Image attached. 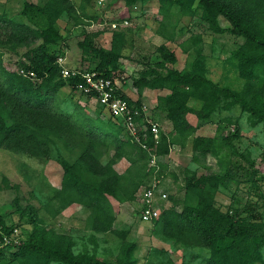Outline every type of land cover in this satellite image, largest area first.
<instances>
[{"label":"trees","instance_id":"trees-1","mask_svg":"<svg viewBox=\"0 0 264 264\" xmlns=\"http://www.w3.org/2000/svg\"><path fill=\"white\" fill-rule=\"evenodd\" d=\"M138 1L145 0H124V3L129 6ZM157 1L163 12V19L159 21L156 33L164 39L171 40L175 33L176 20H170L174 5L182 13L190 15L200 9L201 17L213 35L228 32L241 38L238 47L228 57L237 77V86L221 84L208 75L205 56L201 52L200 33H192L187 39L193 48L194 57L185 68L167 66V62L175 61L174 51L164 41L158 44L161 59L154 66L147 65L141 71V76L134 80L138 89L141 86H165L169 90L157 97V106L165 111L172 127L168 132L158 128L157 139L151 130L152 119L144 117L141 97L132 98L119 87L117 92H121L127 104L138 108L139 114L134 116L138 140L127 131L124 119L120 116L108 112L116 124L109 119L95 121L90 117L84 121V118L76 115L73 121L78 120L80 123V126H76L73 121H69V115L59 109L56 101L58 90L66 84L77 89L76 83L81 80L79 75L63 77L57 60L63 55L59 46L63 36L56 24L57 18L66 13L74 18V24L85 23L77 15L72 0H44L42 4L24 0L20 12L31 26L5 12L0 14V30L4 28V32L1 30L0 33V47L4 45L15 50L18 46H27L22 53L25 61H16V65L23 68L24 72L16 66L9 67L3 61L0 51V146L20 149L19 143L25 139L33 147L44 143L43 149L47 152L46 136L54 135L62 139L65 146H70L69 139L72 138L67 134L79 128L87 140L81 144V151L73 161L69 162L63 157L59 159L62 175L59 189L53 197L59 202L51 213L55 214L71 202L82 203L89 208V228L96 232L114 230L122 239L114 259H103L87 251L74 253L71 249V237L45 227L36 208L28 205L21 213L28 214L32 223L31 231L26 238L17 242L9 239L3 246L0 245V260L5 258L4 252H8L18 264H50L52 261L61 264H134V242L125 240L127 228L115 230L112 227L115 220L112 200L120 201L123 196L125 173H118L112 167L113 159L101 163L99 147L112 143L115 158L125 156L132 164L143 166V171L146 170L144 174L154 173L158 176L165 164L157 161V170L155 164L146 167L151 155L167 154L170 145L178 142L182 146L190 138V158L196 161L200 155L213 153L219 168L207 167V170L198 175L192 171L183 186L181 197H176L173 193H165V198L157 196L155 199L161 209L151 221L165 237L182 241L187 246L203 248L204 264L264 263V189L258 192L260 201H247L249 208L244 212L222 210L214 201V192L220 185H228L231 180H237L240 163L235 162L232 156H243L250 166L253 159L247 151H237L231 140L237 133L227 127L229 115L220 119L223 124L220 122L217 125V132L213 136L194 134L196 125L190 121L193 116L202 122L215 110H230L238 105L246 112L250 124L261 122L264 125V29L258 27L256 18L260 12L250 10L245 2L241 3L239 0ZM254 1L259 4L258 7L264 6V0ZM219 15L227 20L228 25L219 23ZM119 16L120 14L117 17ZM94 17L91 15V18ZM99 32L101 31H93L91 35L84 32L82 39L77 41L80 59L89 60L93 66L79 64L73 68L95 70L115 80L113 72L120 66L118 59L124 56L127 43L131 42L124 29H112L109 47L97 45L93 43L92 37ZM147 59V56L142 55L139 62L147 64ZM191 100L199 103L193 105ZM99 106L103 108L101 104ZM250 172L247 170L244 176ZM135 173L132 170L126 179L137 176L141 180L142 175ZM260 179L263 180L264 176L261 175ZM251 181L254 185V180ZM149 185L150 183L146 184ZM137 187L138 185L131 189L129 199H137ZM254 187V192H257V186ZM163 199H168L170 204L164 206L161 203ZM139 206L141 210V203ZM258 207L261 208L257 209ZM12 230L13 226L6 224L0 214V241L3 240V234L10 235Z\"/></svg>","mask_w":264,"mask_h":264},{"label":"rangeland","instance_id":"rangeland-1","mask_svg":"<svg viewBox=\"0 0 264 264\" xmlns=\"http://www.w3.org/2000/svg\"><path fill=\"white\" fill-rule=\"evenodd\" d=\"M23 1L0 0V14L5 12L8 16L21 19L31 26V23L20 12ZM26 1L38 4L44 2V0ZM72 2L77 15L81 16L80 18L85 23L84 25L74 24V18L66 13H62L57 18L56 24L63 36V41L59 45L63 50L61 65L68 68L76 67L79 64L93 66L89 60L80 59L81 52L77 41L82 39L84 32L91 35L93 31H101L92 37L93 43L109 47L111 30L124 29L131 44L127 43V48L123 51L124 56L118 59L120 66L113 72L115 82L130 97H141L144 117L147 120L151 118L159 130L168 132L172 127L171 120L166 117L165 111L157 106V97L169 90L165 86L154 88L141 86L138 89L134 80L141 76V71L146 69L147 65L154 66L155 62L161 59L157 50L160 42L164 41L174 51L175 61L167 62L166 65L181 69L187 67L194 57L193 48L187 42L188 37L192 33H200L201 52L205 56L208 75L221 84L238 85L236 74L228 62V57L238 47L241 38L228 32L217 35L210 33L206 21L201 17L200 9H196L195 13L190 15L182 13L178 6L174 5L170 20L173 22L176 20V28L173 38L167 40L156 33L158 23L163 19V12L159 9L157 0L138 1L129 6L125 5L124 0H72ZM239 2H245L246 7H249L250 10L255 9L260 12L256 17L257 24L258 27L264 29V6L258 7L259 4L254 0H239ZM119 14L120 16L117 17ZM91 15L95 17L91 18ZM218 19L221 25H228L224 17L219 15ZM167 28L171 29L170 26ZM1 30L0 33L4 32V28L2 32ZM26 48L27 46L21 45L13 50L2 45L0 51L3 61L9 67L16 66L19 69L20 66L16 65V61H25L22 53ZM142 55L148 57L147 64L139 62ZM56 101L61 112L69 115L70 122L76 115L84 118V121L90 117L95 121L109 119L115 122L108 115V111L101 108L97 101L77 89H73L71 85L66 84L58 90ZM190 103L197 105L199 102L191 100ZM60 110L56 112L57 115ZM226 115L230 117L227 127L237 133L236 137L231 138L237 151H247L253 159V164L250 166L246 159L239 154L232 156L233 160H236L235 162L240 163L237 180H231L228 185H220L214 192V201L222 210L244 212L249 208L246 205L247 201L259 200L258 192L264 189V179H260L261 175L264 176V125L261 122L250 124L246 118V112L241 110L238 105L230 110H215L208 119H204L202 122L193 116L190 117V121L196 125L194 134L213 136L217 132L220 119ZM73 123L80 126L78 120H74ZM221 123L223 124V122ZM156 133L158 138V129ZM67 135L72 138L69 139L70 146H65L63 140L54 135L46 136L47 152H44V143L33 147L29 140L25 139L20 141V149L0 146V214L6 224L13 226L10 235L3 234L5 240L0 245L3 246L10 238L13 242H17L28 236L32 229V223L28 219V214H22L21 210L32 205L36 208L37 215L42 219L45 227L71 237L73 241L71 249L74 253L87 251L103 259H114L122 239L114 230L96 232L89 228L87 224L89 208L87 206L75 201L67 204L55 214L51 213L59 202L58 199H53L59 189L62 175L59 159L63 157L69 162L73 161L81 151V144L87 140L79 128L68 132ZM99 150L101 163L113 159L112 167L118 173H125V182L122 183L123 196L120 201L112 200L115 213L112 227L115 230L127 228L125 240L134 242L132 250L135 256L134 264H204L202 260L205 256L203 248L187 246L182 244L184 243L182 241H174L172 238L165 237L151 220H144L140 215L139 199H141V189L146 187L147 183L150 185L154 183L156 199L157 196H160L161 191L181 197L183 186L189 180L192 171L198 175L207 170V167L219 168L216 156L207 152L205 155H200L196 161L192 160L190 158L192 155L190 138L182 146L175 142L169 146L167 154H152L146 164V167L155 164L156 170L159 169L157 161L165 164L157 176L154 173L144 174L146 170L143 171V166L132 164L125 156L115 158L112 143L100 146ZM132 170L142 175V179L139 180L137 176L126 179ZM247 170L251 172L244 176ZM132 179H134L133 183H131ZM251 180H254L257 192H254L256 189ZM137 185V199H129L128 195L131 189ZM165 197L166 195L163 198ZM163 200L161 203L164 206L170 204L168 199ZM160 201L159 199L158 202ZM157 206L160 211L161 205L157 203ZM177 208L180 206L177 205ZM4 257L3 260H0V264H18L8 252H4ZM50 264L61 263L52 261Z\"/></svg>","mask_w":264,"mask_h":264},{"label":"built area","instance_id":"built-area-1","mask_svg":"<svg viewBox=\"0 0 264 264\" xmlns=\"http://www.w3.org/2000/svg\"><path fill=\"white\" fill-rule=\"evenodd\" d=\"M61 58L62 57L60 56L57 59L61 66V75L63 77L79 75L81 80L76 83L77 89L81 92H84L86 95H90L91 99H94L99 104H101L103 108L109 113L122 117L124 119L127 131L132 135L133 138L138 140L136 126L137 123L134 120V116L139 114L138 108L134 107L133 105L129 106L127 101L122 97L121 92H117L118 85L116 84L115 80L95 70L83 71L75 68L65 67L61 65ZM20 71L24 72L23 68H20ZM28 72L33 74L32 71ZM143 108L144 107H142V110ZM157 129V124L151 122V130L155 139H157ZM153 184L141 189L140 203L142 206L140 215L144 220H151L152 218L157 217L159 214L157 202L154 197L155 188ZM165 195L166 194L164 191L160 192L161 197H164ZM4 236L2 237L3 240L0 241V243L5 240Z\"/></svg>","mask_w":264,"mask_h":264}]
</instances>
